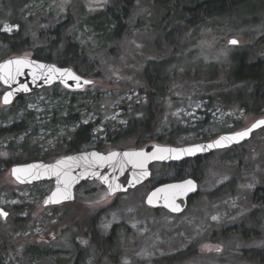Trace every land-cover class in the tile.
Listing matches in <instances>:
<instances>
[{"label":"rangeland","instance_id":"374dc122","mask_svg":"<svg viewBox=\"0 0 264 264\" xmlns=\"http://www.w3.org/2000/svg\"><path fill=\"white\" fill-rule=\"evenodd\" d=\"M45 1L46 8L41 14L46 16L55 12L59 18L64 17L69 9L76 13L79 5L86 11L93 12L103 9L110 2ZM40 6L41 3L34 5V10L37 11ZM263 11L262 6L256 12L245 14L235 6L220 14L223 19H218L219 14L210 15L206 19V24L211 25L208 27L193 25L197 23V19L191 24L188 19L173 23L179 24L178 27L183 29L175 35L174 44L163 42L164 36L161 34V44L158 46L155 42L159 34L156 28L160 24L164 26L161 21L163 12L157 8L154 0H135L130 9L128 32L119 42L104 49L95 48L91 43L93 49L98 50L93 53L92 58L98 62L99 76L92 78L93 85L81 93L83 96L98 95V99L96 104L93 103L94 106L75 107L71 110L73 113H80L73 118H81L80 121L84 124L101 119L95 128L98 133L103 132L102 125L107 122L121 123L123 109L127 113L124 106L128 108L129 103L139 100L145 93L143 70L146 64L172 56L179 59L177 69L170 78V90L160 107L161 116L153 124L154 135L157 136L170 127H175L179 133L183 130L185 133L180 134L177 140V145L182 146L196 139L192 130L196 126L195 122L205 120L201 125L204 127L201 132L206 131L210 136H217L223 132L241 130L255 119L264 118V108L259 115H255L245 109H237L236 106L231 108L228 102L225 105L217 101L219 92L229 91L227 67L243 56V49L247 47L254 59L264 58ZM246 21L251 22L245 23ZM252 22L255 24L250 25ZM173 25H168L167 29H171ZM5 26L12 31H4ZM15 29L14 26L4 24L1 31L12 33ZM230 39L236 40L238 44L229 45ZM2 48L0 44V54ZM213 67L215 77L211 80L207 69L213 71ZM4 90L0 85V96ZM50 93L53 94L52 91ZM211 96L216 101H209ZM26 97L28 111L35 112L34 122L41 120L43 111L52 112L53 105L57 103V100L53 101L45 96L42 90L38 95ZM16 105L17 103L8 107L0 106V159L11 157L8 150L11 141L19 146L23 139L29 137L27 134L13 136L4 132L13 122L19 123L16 119L26 111ZM63 114L67 117L65 112ZM61 129L62 127L56 128L58 134L40 129L29 137V143L37 145L42 152L53 151L57 149L55 145L58 142L61 144V141H57V136L65 135ZM138 141L136 137H132L125 142L116 143L115 147L105 144L101 149L109 151L114 148H143L145 142L137 146ZM57 154L60 153L54 155ZM224 154L225 152L217 154L202 164L204 172L198 182V196L191 198L187 210L176 216L164 210H151L144 205V198L152 188L148 184L111 197L98 182H86L76 188L73 203L43 207L44 199L52 189L51 182L16 185L9 175L11 166L2 169L0 207L10 213L7 221L0 220V234L8 239L5 244L7 253L4 263L25 264L24 253L27 247L45 246L55 254L36 264H55V257L70 255L73 242H77L88 255L81 264L149 263L155 258L185 250L193 243H196L197 255L181 264H252L243 257L241 250L264 247V237L243 241L239 240V234L221 236V232L227 227L240 224L250 212L260 211L262 223L251 231L259 230L264 233V203L260 204L254 198L257 188L264 189V128L256 131L249 141L230 152L232 161L223 160ZM162 165L166 164L156 163L150 166L153 179L164 169ZM228 182H232V187L228 188L226 195L210 198L209 193ZM258 195L264 197V191L261 190ZM14 207H17L16 211ZM93 216H96L97 229L102 235H108L113 226H120L118 233L121 237L122 255L117 262L109 263L100 259L95 246L89 241L90 235L86 228L81 226V222ZM127 229L131 235L127 236ZM79 232L86 233V236L78 235Z\"/></svg>","mask_w":264,"mask_h":264},{"label":"trees","instance_id":"16d2710c","mask_svg":"<svg viewBox=\"0 0 264 264\" xmlns=\"http://www.w3.org/2000/svg\"><path fill=\"white\" fill-rule=\"evenodd\" d=\"M154 1L157 4V8L163 12L161 21L164 26L156 24L158 26L156 31L159 34L155 42L158 46L161 44V39L159 38L161 34L164 36L163 42L169 45L174 44L175 35L183 29L178 27L179 24L173 25V23L184 22L188 19L190 22L189 24H191L194 19H197V23L193 25L208 27L211 25L206 24V19L210 15L219 14L218 19H223L220 14L228 12L230 9L235 8V6L242 9L245 14L256 12L259 7H264V0ZM39 3H41V6L35 11L33 6ZM134 3L135 0H110L109 4L103 9L93 12L89 10L86 11L79 5L76 13L69 9V11L64 14V17L62 16L59 18L55 12H50L46 14V16L41 14L46 8L47 2L45 0H0V44L3 47L1 49L0 61L12 55L28 53L35 59L54 63L61 67H70L82 77L89 79L96 78L99 76V66L97 65V60L92 58V55L98 50L93 49L92 45H95V48L100 47L104 49L110 44L119 42L127 34L130 9ZM247 22L251 21H246L245 23ZM4 24L14 26L16 28L15 31L12 33L2 32L1 30ZM254 24L253 22L250 23V25ZM168 25H173V27L167 29ZM247 25H245V27H247ZM178 60L179 59L172 56L157 61H149L146 64L143 70L145 83L143 92L148 94V101L142 106H136L139 108L144 107L143 114L142 116L133 118L124 129L117 130V132H115L117 135V138L114 140L115 142H118L117 139L119 136L126 138L133 136L139 139L137 146L144 142L148 143L151 140L157 139L164 144L177 145L176 138H167L166 135L161 137V134L156 136L153 134L155 131L152 128L154 127V122L160 118L162 113L161 109H159L161 106L156 103L161 101V97L166 98L170 90V78L176 73ZM214 68L215 67H213V71L207 69V73L210 75L211 80L215 77ZM227 70V86L230 88L227 94L232 98H241L240 100L243 101L246 112L259 115L264 108V58L254 59L246 47L243 49V56L237 58L231 65L229 64ZM50 91H52L53 94H51ZM40 92H34L32 94L38 95ZM42 92L45 93V96L47 95V97L49 96V98H52L53 101L57 100V103L53 105L54 107L51 109L52 112L43 111L40 115L41 120L39 122H34V119H36L35 112L28 111L27 109L28 104H26V96L28 95L23 96L19 98L16 103L26 111L19 115V119H16L19 120V123L13 122L4 132L7 135L13 136L27 134L31 138L38 133L40 129L45 132L51 131L53 134H58L59 131H56V128L62 127L65 135L57 136V141H61V144L58 142V144L55 145L57 149L53 151L42 152L37 145H30L29 137L23 139V142H21L19 146H15L14 142L11 141L8 145L11 157H8V159H0V174L2 169L4 170L16 164H24L32 161L46 162L58 155L81 151L83 147L90 145L92 133L91 124L80 125L81 121L73 118L77 113H73L71 110L75 109V107L88 108V106H94L97 102L98 95L83 96L84 94H82L81 91L70 92L59 85L42 89ZM224 94V92H219L217 96L218 102L226 103L231 101L229 99L230 97L228 98L224 96ZM208 100L216 101V98L211 96ZM253 104L254 106H250ZM124 107L127 109V106ZM45 108L47 109L46 106ZM64 109L66 110L64 112L67 117H64L65 114L61 111ZM56 117H58L57 120L55 119ZM33 123H36V125ZM203 123H205V120L202 122H195L196 126L192 129L196 135L195 141H204L211 137L206 131L201 132L204 128L201 127ZM77 125L79 126L77 127ZM72 126L74 127L70 131ZM171 132L173 133L174 130ZM183 133H185V131L180 130V134ZM66 139H68L67 144L64 143ZM231 151L232 150L225 152L222 159L232 161L233 158L230 156ZM56 153L60 154L54 155ZM189 164L190 163L162 165L164 169L159 172L157 178H151V180L145 184L153 187L158 184L179 181L187 177H191L199 182L203 175L204 168H197L194 164H190L191 167H188ZM230 187H232V182L218 187L208 195L210 198L222 197L227 194L228 188ZM261 190L264 191V189L260 187L254 192L255 201L260 204L264 203V197L258 195ZM197 196L198 194L193 198ZM192 199H190V202ZM14 209L16 211L17 207H14ZM261 219L260 211L250 212V215L242 220L240 224L225 228L221 232V236L239 234L241 238L239 240L243 241L252 240L251 238L264 237V233H261L259 230L251 231L262 223L260 221ZM81 226L86 228L87 233L90 235L89 241L95 246L99 258L107 260L109 263L117 262L122 255V249L120 248L121 237L118 233L120 226H113L110 233L106 236L102 235L100 230L97 229L96 216L85 219L83 223L81 222ZM239 229L242 230V232H240ZM79 234L86 236V233L79 232L78 235ZM126 234L127 236L131 235L128 229ZM7 241L8 239H5L4 236L0 234V264H5V253H7L5 244ZM72 247L71 254L74 255L69 256L67 260L55 257L54 262L57 264H65V262L68 261L69 264H81V261L88 256L87 251L75 242H73ZM196 248V243H193L185 250L176 252L172 255L155 258L149 263L146 262L141 264H181L197 255ZM53 253L55 254L54 251L45 246H29L25 250V264H36V262L39 263L43 259H50ZM241 253L243 257L252 264H264V247L253 250L243 249Z\"/></svg>","mask_w":264,"mask_h":264},{"label":"water","instance_id":"95a60500","mask_svg":"<svg viewBox=\"0 0 264 264\" xmlns=\"http://www.w3.org/2000/svg\"><path fill=\"white\" fill-rule=\"evenodd\" d=\"M233 40L230 39L228 44L237 45L238 43H231ZM0 85L5 89L0 96V106L8 107L23 96L54 85L70 92H80L93 85V80L80 76L70 67H61L24 53L0 61ZM262 121L264 118H257L241 130L190 145H152L107 153L91 150L67 155L52 162L32 161L16 164L10 167L9 175L13 182L20 186L51 182L52 189L46 195L43 207L73 203L76 188L85 182H98L112 197L134 190L150 181V166L153 164H181L186 160L249 141L256 131L264 128ZM244 132L247 135H238ZM14 169L18 170L15 175ZM197 194L198 182L187 177L153 186L144 198V205L151 210H164L176 216L187 209L189 200ZM0 212L7 213L6 216L0 215L2 220H6L8 212L3 207H0Z\"/></svg>","mask_w":264,"mask_h":264},{"label":"flooded vegetation","instance_id":"af4514ba","mask_svg":"<svg viewBox=\"0 0 264 264\" xmlns=\"http://www.w3.org/2000/svg\"><path fill=\"white\" fill-rule=\"evenodd\" d=\"M224 96H227L228 98L230 97V95L227 94V93H225ZM147 98H148V94L144 93L143 96L139 100L137 99V100L129 103L130 106L126 109L128 114L127 113L125 114L124 109H123V114L124 115H123V118H121V120H122L121 123L107 122V123L103 124L102 125L103 126V132L102 133L101 132L98 133L97 131H95V128H96L97 125L100 124L99 122H101V119H97V122H94V123H87V124H91V132L92 133H91L90 145H87V146L83 147V149L81 151H78V152L95 150L97 152L107 153V152H110V151H113V150H125L124 148H114V149L109 150V151H103L101 149V147L105 146V144H108L109 146H115L116 143L123 142V141L125 142L129 138H132L133 137V136H131L129 138H126V137H120L119 136L118 139H117L118 142L117 141L116 142L114 141L115 138H117V135L115 134V132H117V130H122L125 127H127L133 118L138 117V116H142L144 107L143 108H139V107H136V106H138V105L139 106H142L144 103H146L148 101ZM228 98H225V99H228ZM229 99L231 101L228 102V104H231V108H232V106H236L237 109H244V103H243L242 100H240L241 98H238V97H233L232 98V97H230ZM165 100H166L165 98L161 97V101H158V103H156V104L157 105H160L162 107ZM225 105H226V103H225ZM253 106H254V104H253ZM159 109H157V110H159ZM76 113L80 115V113H78L77 111H76ZM74 119L81 120V118H74ZM82 124H84V123H81L80 125H82ZM78 126L79 125H77V127ZM172 130H174L173 133L171 132ZM235 131H238V130H235ZM235 131H227V132H223L221 134L232 133V132H235ZM169 132H171V133H169ZM221 134H219L217 136H211L208 140H204V141H195L194 140L193 142H191L189 144H186V145L195 144V143H199V142L210 141V140H213L216 137L220 136ZM164 135H166L167 138H171V139H175L176 138L178 140V137H179L180 133H179V130H177V129L175 131V127H170V128H168L166 130H163L161 132V137H163ZM177 140H176V142H177ZM64 143L67 144L68 143V139H66L64 141ZM146 143L147 142H145L144 147H151L152 145H170V144H164L163 142H161L158 139L157 140H151L150 142H148V143H150V145L148 143L147 144ZM156 143H159V144H156ZM240 145H242V144H240ZM172 146H179V145H172ZM182 146H184V145H182ZM238 146L239 145L232 146V147H230L228 149L217 150V151H215V152H213V153H211L209 155H204V156H201V157H197V158H193V159L186 160L185 162H183L181 164H184V163H187L188 164V163H190L192 165L193 164L196 165L195 167H197V168H202V167L204 168V166H202V164L205 161H207L208 159L212 158L213 156H216L217 154H220V153H223V152H227L229 150H234ZM78 152L61 155L59 158L64 157V156H67V155L75 154V153H78ZM59 158H57V159H59ZM57 159H55V160H57ZM50 162H52V161H50ZM172 164H178V163H172ZM166 165H168V164H166ZM189 204H190V200H189ZM189 204H188V206H189ZM7 212L9 214L8 215V218H9L10 213H9V211H7ZM8 218L6 220H2L0 218V220L3 221V222H5V221L8 220ZM260 221L262 222V219ZM240 232H242V230H240ZM77 245H79V244L77 243ZM79 246L82 247L81 245H79ZM68 255L65 254L63 256H58L57 258L60 257V259L67 260V259H69V256H72L74 254H70L69 256ZM55 264H57V263L55 262ZM65 264H69L68 261H66Z\"/></svg>","mask_w":264,"mask_h":264},{"label":"snow or ice","instance_id":"6c2138e0","mask_svg":"<svg viewBox=\"0 0 264 264\" xmlns=\"http://www.w3.org/2000/svg\"><path fill=\"white\" fill-rule=\"evenodd\" d=\"M4 31H8V32H11L12 31V29L10 28V27H7V26H5V28L3 29ZM231 43L232 44H236L237 43V41H235V40H233V41H231ZM74 79H79L78 77H74ZM85 83H87V82H85ZM5 103H7V98L5 99ZM261 123H264V121H262ZM238 135H240L241 137H243V136H245V135H247V133L246 132H244V133H240V134H238ZM18 170H16V169H14L13 170V174L15 175V173L17 172ZM189 183H191V182H189ZM0 215H7V213H4V212H0ZM215 219V218H214Z\"/></svg>","mask_w":264,"mask_h":264}]
</instances>
